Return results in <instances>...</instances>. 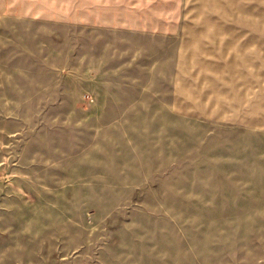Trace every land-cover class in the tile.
I'll use <instances>...</instances> for the list:
<instances>
[{"label": "rangeland", "instance_id": "rangeland-1", "mask_svg": "<svg viewBox=\"0 0 264 264\" xmlns=\"http://www.w3.org/2000/svg\"><path fill=\"white\" fill-rule=\"evenodd\" d=\"M193 2L0 0V264H264V0L194 6L260 23L209 32L259 39L258 129L164 103Z\"/></svg>", "mask_w": 264, "mask_h": 264}, {"label": "crops", "instance_id": "crops-1", "mask_svg": "<svg viewBox=\"0 0 264 264\" xmlns=\"http://www.w3.org/2000/svg\"><path fill=\"white\" fill-rule=\"evenodd\" d=\"M194 6L195 0L193 10L172 30L175 48L164 103L188 118L258 129L259 39L253 33L221 38L209 32L256 31L260 23L197 21ZM219 15L225 17V12Z\"/></svg>", "mask_w": 264, "mask_h": 264}]
</instances>
